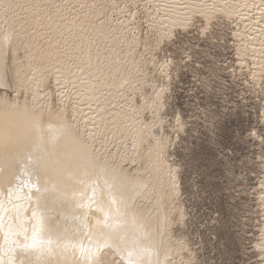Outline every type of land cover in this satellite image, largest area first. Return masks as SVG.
Here are the masks:
<instances>
[{
    "label": "bare ground",
    "instance_id": "1",
    "mask_svg": "<svg viewBox=\"0 0 264 264\" xmlns=\"http://www.w3.org/2000/svg\"><path fill=\"white\" fill-rule=\"evenodd\" d=\"M46 1L0 0V87L15 95L0 96V264H177L181 245H172L170 228L178 178L143 110L119 103L134 88L116 52L125 29L111 18L93 24L106 16L103 1L79 19L64 8L48 13ZM171 1L152 0L163 3L160 43L195 13L210 21L238 11L232 0Z\"/></svg>",
    "mask_w": 264,
    "mask_h": 264
},
{
    "label": "rangeland",
    "instance_id": "2",
    "mask_svg": "<svg viewBox=\"0 0 264 264\" xmlns=\"http://www.w3.org/2000/svg\"><path fill=\"white\" fill-rule=\"evenodd\" d=\"M48 1V13L64 8L62 15L78 19L84 12L94 15L90 6L103 1L106 16L93 24L111 18L125 29L115 38L116 52L127 61L121 69L130 73L134 88L119 103L127 111L143 110L141 122L159 131L164 165L178 178L170 228L172 245H181L177 264H264V34L257 33L264 0H232L236 14L215 12L210 21L195 13L162 43L163 3ZM47 89L57 106L53 80ZM13 90L0 87V96L12 98ZM159 90L162 102L156 100Z\"/></svg>",
    "mask_w": 264,
    "mask_h": 264
},
{
    "label": "snow or ice",
    "instance_id": "3",
    "mask_svg": "<svg viewBox=\"0 0 264 264\" xmlns=\"http://www.w3.org/2000/svg\"><path fill=\"white\" fill-rule=\"evenodd\" d=\"M37 191H39V189H37ZM130 264H132V262L130 261Z\"/></svg>",
    "mask_w": 264,
    "mask_h": 264
}]
</instances>
